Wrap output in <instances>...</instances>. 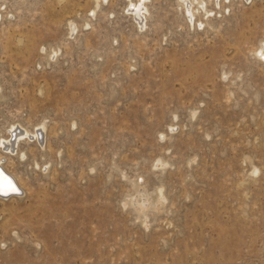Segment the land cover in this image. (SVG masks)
Wrapping results in <instances>:
<instances>
[{
  "label": "rangeland",
  "instance_id": "rangeland-1",
  "mask_svg": "<svg viewBox=\"0 0 264 264\" xmlns=\"http://www.w3.org/2000/svg\"><path fill=\"white\" fill-rule=\"evenodd\" d=\"M96 1L0 0V264H264V0Z\"/></svg>",
  "mask_w": 264,
  "mask_h": 264
},
{
  "label": "bare ground",
  "instance_id": "bare-ground-1",
  "mask_svg": "<svg viewBox=\"0 0 264 264\" xmlns=\"http://www.w3.org/2000/svg\"><path fill=\"white\" fill-rule=\"evenodd\" d=\"M60 1H62V0H60ZM180 1H182V0H180ZM100 2H101V0H97L96 6H98L100 4ZM195 3L197 5H204L205 0H183V5H185V10L189 15L190 20H191L192 16L194 15V12L196 11V8H197V7L196 8L194 7ZM129 5L131 8H129L128 11L132 14V17L136 18L138 21L140 19L142 21L143 13L145 11L144 9L146 7V1L145 0H136L135 3L131 2ZM202 9H204V8H202ZM141 21H140V23H141ZM141 25H142V23H141ZM71 27H73V28H71L70 31H73L76 28L75 23L71 24ZM58 51L59 50H57V48H54L51 50L49 55L48 54L47 55L50 56L52 54L54 57ZM253 54L256 57H258L264 63V58H262V56H264V39L260 41L257 48L253 51ZM44 129H45V126L43 125L41 128H38L37 130H35L33 132H31L28 129H24L20 133H17L18 129H16L15 127H12V129L8 132H9L10 137L15 138L14 139L15 141H13V139L12 140L3 139L2 141H0V144H1L2 148L8 150V152H9V150L13 151L14 149H16L17 140L21 136L22 137L27 136L31 139L34 138L37 142L40 143V136L44 134L43 133L40 135V132H43ZM41 141H42V139H41ZM19 153H20V151H19ZM2 161H3L2 155L0 154V167L3 168L11 176L14 184L17 186V188H20L21 191H20V193H18V192L10 193L6 196L0 195V199H9V198L21 197V195L23 194L22 188L24 187L22 181L20 179L17 180L16 177L10 171L6 170L4 165H2ZM166 164H167V161L161 159V160H159L157 166L163 167V166H166ZM252 173L256 175V173H254V169H253ZM9 184H11V183L8 182L7 179L0 177V187H6L7 188ZM162 189H163L162 187H158V188H156V190L154 192L149 193V192L145 191V189L143 187H140L139 184H136L133 193L129 195V199L127 201L130 204H133L135 210L137 211L138 217L142 216L143 219H145V218H147V217H145V215L147 214L146 212H147L148 208H151V209L154 208V209H157V211H159L158 209L161 206H164L162 204L165 203V196H164ZM8 190H10V188H8L7 190H3L2 188H0V192H7ZM126 206H128V204ZM140 218L141 217H139V219Z\"/></svg>",
  "mask_w": 264,
  "mask_h": 264
},
{
  "label": "water",
  "instance_id": "water-1",
  "mask_svg": "<svg viewBox=\"0 0 264 264\" xmlns=\"http://www.w3.org/2000/svg\"><path fill=\"white\" fill-rule=\"evenodd\" d=\"M0 177L7 179V181L11 183V184L8 185L7 188L6 187H0L3 190H7L8 188H10V190H8L7 192H0V195L6 196V195H8L10 193H16V192L20 193V191H21L20 188H17V186L14 184L11 176L1 167H0ZM13 188H15L16 191H13L12 190Z\"/></svg>",
  "mask_w": 264,
  "mask_h": 264
},
{
  "label": "snow or ice",
  "instance_id": "snow-or-ice-1",
  "mask_svg": "<svg viewBox=\"0 0 264 264\" xmlns=\"http://www.w3.org/2000/svg\"><path fill=\"white\" fill-rule=\"evenodd\" d=\"M262 58H264V56H262ZM12 190H13V191H16V189H15V188H13Z\"/></svg>",
  "mask_w": 264,
  "mask_h": 264
}]
</instances>
